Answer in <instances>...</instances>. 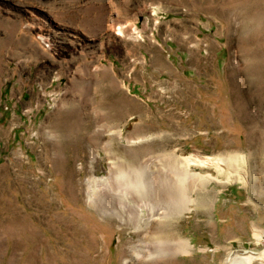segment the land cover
Masks as SVG:
<instances>
[{"label":"rangeland","instance_id":"rangeland-1","mask_svg":"<svg viewBox=\"0 0 264 264\" xmlns=\"http://www.w3.org/2000/svg\"><path fill=\"white\" fill-rule=\"evenodd\" d=\"M144 162L177 199L152 231L90 194ZM236 255L264 264V0H0V264Z\"/></svg>","mask_w":264,"mask_h":264},{"label":"bare ground","instance_id":"bare-ground-1","mask_svg":"<svg viewBox=\"0 0 264 264\" xmlns=\"http://www.w3.org/2000/svg\"><path fill=\"white\" fill-rule=\"evenodd\" d=\"M88 89L89 87L87 88V90ZM109 103H111L110 100H109ZM107 116L110 117L109 115ZM99 121L100 119H98L97 122ZM73 123L77 124V120L74 119V117H73ZM103 127L107 128V125ZM107 144H110V142H108ZM96 158L97 157H96L95 152L92 153V160H96ZM191 163L192 161L189 158H186V161L184 162V164L187 169L191 166ZM143 167H144L143 171H145V168H147L146 179H143V177L138 178L134 174V172H132L131 169H126L124 171L122 170V172H120L118 175H115L116 170L111 168V171L109 172L108 176L103 177L101 179L93 178L91 185H94V187L92 188V186H90V194L92 195L91 197L93 198V201L94 199L97 200V196H100L99 197V201H101L100 207H102L104 211L110 210L111 212H113L112 207H115V204H118L119 208H122L124 211L128 212V216L130 218L136 219L140 222L142 220L145 221L144 225L142 226L145 227L146 229H151L152 231V230H155V224L157 222L156 220L160 219L159 223H162L163 221L162 219L166 217L165 222L167 223L169 222L167 220V218L169 217L168 214H166L165 210H162L164 209L163 204L165 203L166 206L172 205V203L175 204L177 202V199H175L176 196L173 194L175 193L173 192V189H174L173 187L175 186L173 187L171 186L167 189L166 188L163 189L161 187L162 180H161L160 174L162 172L160 171L159 168L156 167V170H154V166L152 164L149 165V164H146L145 162L143 163ZM119 177L120 179L127 181V183L124 184V187L117 186ZM164 182H166L168 185L173 184L171 179L164 181ZM164 182H163V185H164ZM119 183L122 184L120 181ZM148 188H150L151 191L147 193L149 195L145 196L146 192L144 191V189H148ZM136 189L142 190L143 192L142 197L139 196L135 192ZM183 191L184 189L181 190L182 199L186 201L189 200L187 191L186 190L185 192ZM145 212H148V213H145ZM135 224L137 225L138 229L139 227H141L140 223H135ZM177 234H180V228L176 227L173 223H169L167 230H165L163 233L161 234H158L157 232L155 233V235H157V237L160 238V240H158L160 241L158 243V246H166V247L174 246L175 247L176 244L173 243L172 240L175 239ZM187 243H188L187 240H185L184 243L182 241L178 245V249L187 247L188 245ZM150 249L153 250L152 247L148 248L142 253H140L139 257L144 258L146 255L152 254L154 251L147 252ZM249 257L255 258L252 255H250ZM255 259L257 260L258 258H255ZM252 262L253 260H250L249 258H243V256L239 257V255H236L229 260L228 264H251Z\"/></svg>","mask_w":264,"mask_h":264}]
</instances>
